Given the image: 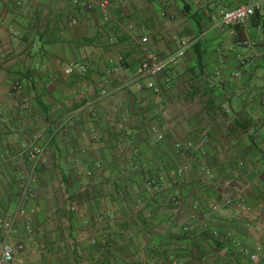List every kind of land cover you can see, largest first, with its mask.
I'll use <instances>...</instances> for the list:
<instances>
[{"label": "crops", "instance_id": "1", "mask_svg": "<svg viewBox=\"0 0 264 264\" xmlns=\"http://www.w3.org/2000/svg\"><path fill=\"white\" fill-rule=\"evenodd\" d=\"M116 3L104 21L71 0H0V214L26 209L17 264H264V0ZM183 40L159 95L125 86L145 46ZM35 134L46 151L24 198Z\"/></svg>", "mask_w": 264, "mask_h": 264}, {"label": "built area", "instance_id": "2", "mask_svg": "<svg viewBox=\"0 0 264 264\" xmlns=\"http://www.w3.org/2000/svg\"><path fill=\"white\" fill-rule=\"evenodd\" d=\"M73 5L81 9L82 11L91 12L95 9H100L102 12V19L108 21L112 15V9L116 7V0H71ZM260 7L259 2H251L247 4H239L235 7L224 10L221 14L219 26H231L235 24H242L251 19L257 8ZM70 20L76 23V18L71 17ZM147 37H142V41L145 42ZM190 45L189 41H181L180 47L168 54L160 55L147 46L143 48L144 57L137 69L135 75L129 82H125V86L137 83L140 89L150 91L157 95L160 94L161 88L157 83V79L160 74L168 69L169 66L178 63V61L185 55L187 47ZM73 66L66 68V72H71ZM62 127V124L58 125V128ZM164 136L163 133L159 134V138ZM40 135L35 134L31 141L26 145V152L32 159L31 167L28 172L26 181L23 186V197L26 198L28 195H33V184L37 178V170L39 169L43 156L45 154L46 144H39ZM191 141L182 142L178 140L176 147L190 148L192 146ZM187 169L185 165L180 172ZM158 183L156 177H152L147 181L149 186H154ZM22 198V199H24ZM233 198L231 195L223 193L221 196V202L213 204V209H219L223 203L224 205L232 204ZM27 214L26 209L21 204L18 205L16 211L9 217H5L0 214V264H17L18 254L26 249V244L23 241H15L14 236L17 234L16 222L18 217L25 216ZM25 229L28 233H32V225L30 222L26 223ZM32 239V237H31ZM253 260H257L258 256L256 253L251 255Z\"/></svg>", "mask_w": 264, "mask_h": 264}, {"label": "trees", "instance_id": "3", "mask_svg": "<svg viewBox=\"0 0 264 264\" xmlns=\"http://www.w3.org/2000/svg\"><path fill=\"white\" fill-rule=\"evenodd\" d=\"M150 178H152V177H150ZM150 178H149V179H150ZM149 179H148V180H149ZM148 180L145 181L146 185H148V184H147V181H148ZM148 186H149V185H148ZM154 186H155V185H154ZM150 187H151V186H150Z\"/></svg>", "mask_w": 264, "mask_h": 264}, {"label": "rangeland", "instance_id": "4", "mask_svg": "<svg viewBox=\"0 0 264 264\" xmlns=\"http://www.w3.org/2000/svg\"><path fill=\"white\" fill-rule=\"evenodd\" d=\"M143 90V89H142ZM145 91V90H144ZM188 168V167H187ZM150 187V186H149ZM16 241V240H15Z\"/></svg>", "mask_w": 264, "mask_h": 264}]
</instances>
